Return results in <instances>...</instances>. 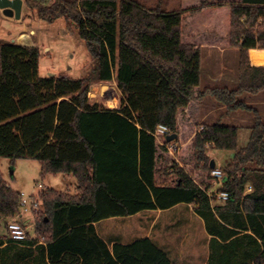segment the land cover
Returning <instances> with one entry per match:
<instances>
[{
  "label": "trees",
  "instance_id": "16d2710c",
  "mask_svg": "<svg viewBox=\"0 0 264 264\" xmlns=\"http://www.w3.org/2000/svg\"><path fill=\"white\" fill-rule=\"evenodd\" d=\"M22 1L42 21L65 19L92 66L80 79L40 77L37 47L0 40V158L76 180L74 194L37 195L33 237L8 240L0 264H172L150 238L109 247L94 225L181 203L211 236L207 264H264V119L241 99L264 92V65L251 62L264 64V0H180L170 11L161 0ZM204 46L239 49L236 89L201 88ZM114 79L119 109L89 102L90 84ZM206 96L227 115L251 114L245 147L238 127L199 122ZM158 126L177 138L167 142ZM210 150L233 153L216 190L230 193L224 203L207 195L219 185ZM20 196L0 172V219L17 216Z\"/></svg>",
  "mask_w": 264,
  "mask_h": 264
},
{
  "label": "rangeland",
  "instance_id": "374dc122",
  "mask_svg": "<svg viewBox=\"0 0 264 264\" xmlns=\"http://www.w3.org/2000/svg\"><path fill=\"white\" fill-rule=\"evenodd\" d=\"M147 7H153L158 0H138ZM19 20L9 18L0 11V40L4 42H14L16 44H29L39 49L40 56L38 60V74L40 77L56 76L67 77L71 79L84 78L89 74L92 66L91 57L85 47L84 42L76 35L67 31L66 21L63 18L56 20L54 23H47L40 20L35 12H31L23 4ZM164 10H171L176 6V0H161L160 5ZM20 35H25L19 39ZM202 62V86L208 84V73L210 70L211 58L205 55ZM217 63L226 65L224 59H216ZM229 65L234 68V60L227 59ZM264 94V93H261ZM90 103H97L104 108L119 109L121 106V93L117 89L115 79L110 82H100L90 84L88 91ZM250 101H256L250 94H245ZM262 96V95H261ZM115 100L112 107L110 100ZM206 99L213 100L212 97L206 96ZM258 108L261 117L264 119V106H255ZM252 122V116L247 112H240ZM221 123H236L222 120ZM239 146H246L249 140V128L247 124L239 123ZM178 146V145H177ZM179 149V147H178ZM177 149V151H178ZM231 152L210 150L208 155L211 160L217 162L218 166H224L230 161ZM221 170V168H220ZM0 172L3 180L14 191L24 196H35L47 189H54L69 194H74L76 180L72 176L61 174L41 175L40 165L33 159H11L0 158ZM41 184L42 187H39ZM215 191V189H212ZM38 199V198H37ZM40 202L38 211L34 213V224L40 216ZM171 213H165L162 218L151 229V240L158 243L157 238L162 234L176 237L184 235L185 228L175 226L176 221L169 217ZM157 213H143L129 217H118L102 220L97 224L96 232L106 239H116L119 242L130 243L135 239H140L148 234L149 227L156 220ZM3 220V219H2ZM8 220V219H7ZM6 221V220H4ZM22 221L26 224L31 222V215L25 214ZM0 228V233L4 231V225ZM169 225V226H167ZM173 227V228H171ZM169 229V230H168ZM31 236L34 235V229L29 230Z\"/></svg>",
  "mask_w": 264,
  "mask_h": 264
},
{
  "label": "crops",
  "instance_id": "0c3cea01",
  "mask_svg": "<svg viewBox=\"0 0 264 264\" xmlns=\"http://www.w3.org/2000/svg\"><path fill=\"white\" fill-rule=\"evenodd\" d=\"M179 3H180V0H176V6H174L171 10L178 8ZM166 11H169V10H166ZM26 46H29V44H26ZM254 50H258V49H254ZM254 50H250L249 53H251ZM258 51H264V50H258ZM203 52H205L206 56L208 55V57L211 58V62H210V70L208 73V84H205L203 86H202L203 73L201 71V88L203 89L207 87L209 88L224 87L230 90L236 89L238 85L239 49L238 48H222V47H214V46H204L201 48L202 62L204 58ZM216 59L217 60L224 59V61L226 62V65L217 63ZM227 59L234 60L235 62L234 68L229 65V62H227ZM251 62L252 64H255V65H264L263 63H258V64L253 63L252 59H251ZM261 93H264V92H261ZM261 93L252 95V97L255 98L256 101H250L249 98L245 96V94L241 96V99L242 101H244L245 103L253 107L260 106V105L264 106V94H261ZM240 112L242 111H236L234 113L227 115L225 113V106L219 104L214 99L207 100L205 97L200 107L199 122L201 124L209 125V124H214L217 121L221 122L222 120H227L229 122H236V123H233V124H230V123L223 124L222 123V124L227 125V126L232 125L238 128L239 126H241L239 125V123L247 124L249 128V133H250L252 122L250 121L249 118H247L243 114H240ZM238 143H239V138H238ZM239 147L242 148V146H239ZM232 157H233V153L229 157L230 161ZM214 163H215V168L220 169L223 167V166H218L216 161H214ZM219 187L220 185L214 188L215 191ZM141 212L157 213L156 220H154L152 225H150L148 234L145 237L150 238L152 226L154 228V225H156V223L162 218V216L165 213H171L169 214V217L171 219V222L176 221L175 226H179V228H185L184 235L180 237L178 236L174 238V236L170 235V233H169V236L166 234H162L159 238H157L158 243L153 242L159 249H161L168 255L172 264H207L208 259H209V242H210L211 236L206 232L203 220L198 215L195 214L192 205H186V204L181 203V204H177L171 207L170 209H166V210H159V209L158 210H145ZM115 218H118V217H115ZM16 219L18 218L14 217L6 221L0 219V228L1 226L3 227V223H5L4 225H6L4 226L3 233H0V239H2L4 242L2 246H0V248L5 247L9 244V241H8L9 239L7 237V224ZM98 223L94 225L95 230H96ZM31 229L32 228H30V230ZM30 236L31 235L28 232V239H30ZM98 236L103 241H105V243L109 247H111L114 243L130 244L134 242L135 240H137L135 239L130 243H123V242L117 241L116 239H112V238L106 239L105 237H102L101 235H98ZM19 246H24V245L19 244Z\"/></svg>",
  "mask_w": 264,
  "mask_h": 264
},
{
  "label": "built area",
  "instance_id": "2783aa9c",
  "mask_svg": "<svg viewBox=\"0 0 264 264\" xmlns=\"http://www.w3.org/2000/svg\"><path fill=\"white\" fill-rule=\"evenodd\" d=\"M201 129V128H200ZM164 134L166 136L170 135L168 132V129L164 126H158L157 127V134ZM167 150L171 152H175L178 149V146L176 144H169L166 145ZM211 177L216 179L219 182V185L221 186L224 175L222 171L218 168H214L211 171ZM39 187H42L41 184H38ZM252 187L250 185H247L246 187V193L251 192ZM207 195L209 197L215 196L216 200L218 202L224 203L230 198V193L224 192V191H213L209 190L207 192ZM39 206V200L31 195V196H24L21 194L20 196V203H19V213L17 214L16 220H13L7 224V237L9 240L15 243H21L24 242L28 238V232L30 228H34V213L38 211ZM25 214L31 215V222L29 224H26L22 221L23 216Z\"/></svg>",
  "mask_w": 264,
  "mask_h": 264
},
{
  "label": "water",
  "instance_id": "95a60500",
  "mask_svg": "<svg viewBox=\"0 0 264 264\" xmlns=\"http://www.w3.org/2000/svg\"><path fill=\"white\" fill-rule=\"evenodd\" d=\"M23 7L22 0H0V11L4 16L9 18H14L16 20L20 19ZM177 138L176 134H170L167 136V142H171ZM210 168H215V163L213 160L210 161ZM225 179H223L224 181Z\"/></svg>",
  "mask_w": 264,
  "mask_h": 264
},
{
  "label": "bare ground",
  "instance_id": "6f19581e",
  "mask_svg": "<svg viewBox=\"0 0 264 264\" xmlns=\"http://www.w3.org/2000/svg\"><path fill=\"white\" fill-rule=\"evenodd\" d=\"M24 36H25V35H20V36H19V39H23ZM109 104H110V106L113 107V106L115 105V100H114V99H113V100H110V101H109Z\"/></svg>",
  "mask_w": 264,
  "mask_h": 264
}]
</instances>
